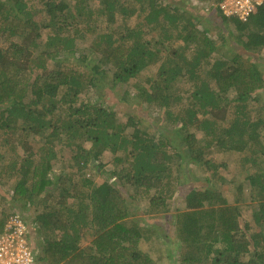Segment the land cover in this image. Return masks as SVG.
Here are the masks:
<instances>
[{"label": "trees", "instance_id": "obj_1", "mask_svg": "<svg viewBox=\"0 0 264 264\" xmlns=\"http://www.w3.org/2000/svg\"><path fill=\"white\" fill-rule=\"evenodd\" d=\"M204 1L214 3L225 22L235 20L244 52L216 57L217 39L175 1L101 0L109 27L100 31L89 0H0V132L7 146L29 150L12 166L18 174L12 199L40 211L30 223L43 235L42 264H160L142 247L155 239L159 225L135 216L116 181L96 176L126 180L139 201L148 200L144 213L162 214L172 210L167 191L173 179L181 183L185 164L217 171L222 164L207 157L227 149L248 151L245 161L258 167L248 180L260 230L251 234L244 221V182L234 176L235 190L227 196L208 177L206 186L186 192V207L176 210L178 264H264V115L246 109L264 89L262 64L252 58L264 50V2L243 21L226 15L223 0ZM32 2L48 13L43 22ZM120 13L125 21L139 20L132 27L116 25ZM89 35H95L90 53L80 45ZM175 40L182 42L177 48ZM104 83L110 89L122 84L127 104L137 99L180 121L173 132L180 143L165 126L142 128L137 114L122 120L100 98L85 100L89 92L105 91ZM231 100L237 114L225 122L218 110ZM56 143L70 149L68 165L76 173H54ZM108 150L115 155L111 167L102 159ZM2 175L0 169V180ZM9 216H0V232Z\"/></svg>", "mask_w": 264, "mask_h": 264}, {"label": "rangeland", "instance_id": "obj_2", "mask_svg": "<svg viewBox=\"0 0 264 264\" xmlns=\"http://www.w3.org/2000/svg\"><path fill=\"white\" fill-rule=\"evenodd\" d=\"M101 0H89L91 8L95 11V18L97 20V28L100 31L106 30L107 26L109 27V23L106 17L100 15L99 7ZM125 1V0H123ZM164 2H177V5L183 6L184 9H190L192 13L198 15L200 17V25L201 27H206L209 30V35L217 39V44L219 50L215 53L216 57H222L228 55L232 51L244 52L242 46H240V42L236 37V27L232 23L235 22L234 19L227 20L226 22L222 19L220 14L212 7L214 3L204 0H162ZM176 7H174L175 9ZM173 10V9H172ZM41 9V5L38 3L32 2V12L35 14L37 20L43 22L48 17V13L43 12ZM174 11V10H173ZM139 20V17L131 16L128 20L125 21L123 14L117 15V23L116 25H130L135 26L136 22ZM149 27L146 26L148 30ZM123 31L122 29H120ZM47 30L44 31L43 37L41 38V42L44 43L47 36ZM225 35V36H224ZM148 38L156 39L153 33L148 31ZM95 35H89L88 38L81 42V49L90 53L91 46L93 47V39ZM8 42V41H7ZM6 42V43H7ZM6 43H3L4 45ZM41 43V48H43V44ZM182 44L180 40H175L173 42L174 47H178ZM239 45V46H238ZM215 57V58H216ZM255 61H257L260 65L261 70L264 71V50L259 53L258 56L252 57ZM204 64H207L206 62ZM209 67L205 66L202 72L205 74V69L207 70ZM205 76L204 78H206ZM105 85V83H104ZM190 85V81L186 83V86ZM105 91L101 94L97 91H93L92 93H88V97L85 99L89 101L91 98L95 101L97 99H101L103 104L108 107H112L116 109L119 113V117L122 120H131V116L138 115V121L140 122V126L145 128L149 125L153 126H165L166 131L170 136H173V132L175 129L179 127L182 123L171 121L168 116L163 113V111H159L158 107L151 105V108L145 107L142 102H139L137 99L131 104H127L125 100L122 98V93L124 86L122 84L117 85L113 89H110L108 84L105 85ZM223 107L218 110V114L221 117H224L225 122L228 120H233L236 117L237 111L235 108L236 102H224L221 103ZM249 112L257 117L258 115H264V89L259 91L256 94V97L253 99L252 104L249 108ZM197 131L199 138L204 136V132L199 129H195ZM10 133V132H9ZM8 133V134H9ZM6 137L2 132H0V169L3 171V175L0 180V216H9L14 212L21 213L29 222V220L33 219L38 212H40L36 206H30L29 208L23 207L21 202H16L12 199L13 187L18 178V174L13 172L12 166L14 162L18 158L25 157L29 150L25 151L23 148L16 147L13 148L11 146H7L3 143V139ZM11 139V135L8 136ZM7 138V137H6ZM64 140L63 142H65ZM180 136L174 135L172 142L175 144H179ZM36 141L32 142L35 150L39 146ZM90 143H87V145ZM56 149L59 152L58 158L54 161V173L61 174L62 172H72L76 173V168L69 166V154L70 149L62 146V144L56 143ZM248 151H241L235 149H227L222 151L221 153L212 155L207 158H211L212 161L222 164L217 171H214L213 168H207L201 164L199 165H186L183 167L181 176V183L178 184V179H173L174 183L170 189H168L167 194L173 195L172 203H171V211L162 214H152V213H144L143 208H147V199H143L139 201V197H135L137 194V190L133 185H130L124 179H117L116 177L101 173L96 176V179L103 180L108 179L111 182H115L116 186L121 190L122 194L127 197L128 202L131 204V210L134 212L137 218L143 217L145 223L154 225H159L158 235L151 242H145L142 244L144 249L150 250L152 255L157 258L160 264H178V256H179V243L178 238L176 237V225H175V217L177 209H184L185 199L184 196L186 192L193 187H203L208 184V177H212L213 182L220 185V188L224 190L227 196H230L232 192L235 190V183L232 181L234 176H238V181H243L245 185V191L249 195L247 202L241 204V210L243 214V218L245 222L250 224L249 232L252 234L255 231L260 230V227L256 225L253 214L258 207L256 200H250V189L251 185L248 180V176L256 171L258 168L255 165H252L250 161H245L244 156L248 155ZM114 154L112 150L105 151L102 155L103 162L107 163L109 167L113 164ZM64 164H67L65 166ZM90 172L91 174H95L93 170L90 168L86 169V172ZM88 172V173H89ZM217 172V173H216ZM213 173H216L215 175ZM178 171L175 172L174 178L177 176ZM77 178V176L75 175ZM79 178V174H78ZM133 196V197H131ZM138 196V195H137ZM4 211V213H2ZM30 237L33 244L37 248V254L39 259L42 256V242L43 235H39L37 231V227H31ZM84 243V242H83ZM41 260V259H40Z\"/></svg>", "mask_w": 264, "mask_h": 264}, {"label": "built area", "instance_id": "obj_3", "mask_svg": "<svg viewBox=\"0 0 264 264\" xmlns=\"http://www.w3.org/2000/svg\"><path fill=\"white\" fill-rule=\"evenodd\" d=\"M263 2L264 0H223L221 8L226 15H236L247 21L252 14L257 13ZM30 233V225L21 213L10 214L0 232V264H42Z\"/></svg>", "mask_w": 264, "mask_h": 264}, {"label": "crops", "instance_id": "obj_4", "mask_svg": "<svg viewBox=\"0 0 264 264\" xmlns=\"http://www.w3.org/2000/svg\"><path fill=\"white\" fill-rule=\"evenodd\" d=\"M26 220H27V219H26ZM28 223H29V225H30L31 227H35V226H33V225L30 223V220H29V222H28Z\"/></svg>", "mask_w": 264, "mask_h": 264}]
</instances>
